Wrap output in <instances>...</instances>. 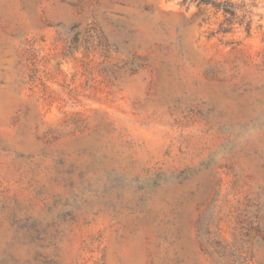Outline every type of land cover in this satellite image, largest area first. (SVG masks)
Masks as SVG:
<instances>
[{
    "label": "rangeland",
    "instance_id": "obj_1",
    "mask_svg": "<svg viewBox=\"0 0 264 264\" xmlns=\"http://www.w3.org/2000/svg\"><path fill=\"white\" fill-rule=\"evenodd\" d=\"M232 1L250 31L0 0V264H264V0Z\"/></svg>",
    "mask_w": 264,
    "mask_h": 264
},
{
    "label": "trees",
    "instance_id": "obj_2",
    "mask_svg": "<svg viewBox=\"0 0 264 264\" xmlns=\"http://www.w3.org/2000/svg\"><path fill=\"white\" fill-rule=\"evenodd\" d=\"M199 3L212 4L219 10L223 11L225 16V24L228 28L233 25H245L248 31L251 30L253 20L251 18L252 10H247L245 5L235 4L232 0L223 2H212L211 0H193ZM255 5H251L254 7ZM240 13V14H239Z\"/></svg>",
    "mask_w": 264,
    "mask_h": 264
}]
</instances>
